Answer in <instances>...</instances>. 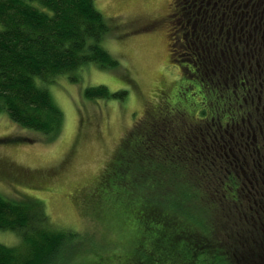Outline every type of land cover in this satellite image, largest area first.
I'll list each match as a JSON object with an SVG mask.
<instances>
[{"label":"trees","instance_id":"1","mask_svg":"<svg viewBox=\"0 0 264 264\" xmlns=\"http://www.w3.org/2000/svg\"><path fill=\"white\" fill-rule=\"evenodd\" d=\"M110 32L94 0H0V114L58 138L65 115L49 87L119 68ZM171 59L191 107L149 109L109 165L135 244L98 251L101 238L57 228L41 200L0 195V231L21 242L0 243V264H76L80 249L91 264H264V0H175Z\"/></svg>","mask_w":264,"mask_h":264},{"label":"rangeland","instance_id":"2","mask_svg":"<svg viewBox=\"0 0 264 264\" xmlns=\"http://www.w3.org/2000/svg\"><path fill=\"white\" fill-rule=\"evenodd\" d=\"M94 2L111 28L103 45L120 66L105 71L91 65L80 72L78 84L60 78L49 87L65 115L55 140L0 114V195L41 200L54 226L101 238L102 251L118 243L130 248L137 241L124 208L129 212L131 204L122 198L116 205L109 169L123 138L153 107L189 109L195 92L171 59L175 0ZM99 85L126 90L128 98L84 97L86 88ZM0 243L21 242L0 231ZM81 253L77 263L91 264L94 252Z\"/></svg>","mask_w":264,"mask_h":264}]
</instances>
